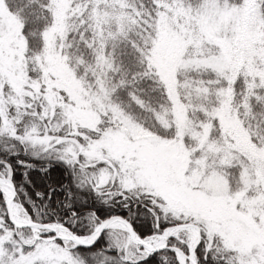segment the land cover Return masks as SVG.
<instances>
[{
    "label": "snow or ice",
    "instance_id": "obj_1",
    "mask_svg": "<svg viewBox=\"0 0 264 264\" xmlns=\"http://www.w3.org/2000/svg\"><path fill=\"white\" fill-rule=\"evenodd\" d=\"M0 264H264V0H0Z\"/></svg>",
    "mask_w": 264,
    "mask_h": 264
}]
</instances>
